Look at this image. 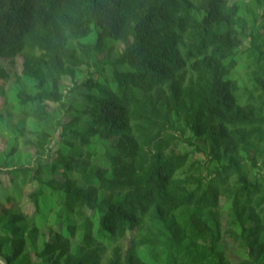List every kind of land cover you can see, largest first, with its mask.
<instances>
[{
  "label": "trees",
  "instance_id": "trees-1",
  "mask_svg": "<svg viewBox=\"0 0 264 264\" xmlns=\"http://www.w3.org/2000/svg\"><path fill=\"white\" fill-rule=\"evenodd\" d=\"M16 57L4 264H264V0H0Z\"/></svg>",
  "mask_w": 264,
  "mask_h": 264
},
{
  "label": "rangeland",
  "instance_id": "rangeland-1",
  "mask_svg": "<svg viewBox=\"0 0 264 264\" xmlns=\"http://www.w3.org/2000/svg\"><path fill=\"white\" fill-rule=\"evenodd\" d=\"M229 3L233 0H227ZM248 0H243L244 3H246ZM124 44H121L118 46L119 49L124 48ZM248 42L247 40L243 43V45L239 48L241 50H244L247 48ZM0 64L2 67H5V69L9 72L8 78H0V84L3 85V89H5L8 99L11 100L10 97V89L15 87L16 81V75L19 74L21 68H22V59L20 57H16L15 60L10 61L9 59H1ZM243 72L240 70L237 72V74H242ZM65 82H68V78L64 79ZM4 104V97L0 96V113L2 114L0 118V149H4L8 144H11L15 141L16 146L19 150H23V137L20 134H18L17 129L15 128L14 124L19 123L20 125H24V121L22 117H19L16 113H11V115L7 114V109H9V106L3 107ZM54 107V104H49L48 110L51 111ZM28 151L32 154L34 153V150L31 148H28ZM22 154L21 158L22 160H26V156H23ZM220 202H224V198L220 197ZM21 208L28 213L32 211V205L22 203ZM87 213H90V211L86 210ZM133 235V232H128L127 236L122 240V245L124 247H127L130 244L131 237ZM222 248L226 254V257L231 261V263L236 264L238 261V255L234 251V247L230 244V242L226 240H221ZM108 251H106L107 253ZM108 254V253H107ZM4 262V261H3Z\"/></svg>",
  "mask_w": 264,
  "mask_h": 264
},
{
  "label": "built area",
  "instance_id": "built-area-1",
  "mask_svg": "<svg viewBox=\"0 0 264 264\" xmlns=\"http://www.w3.org/2000/svg\"><path fill=\"white\" fill-rule=\"evenodd\" d=\"M0 264H4V262L0 259Z\"/></svg>",
  "mask_w": 264,
  "mask_h": 264
}]
</instances>
